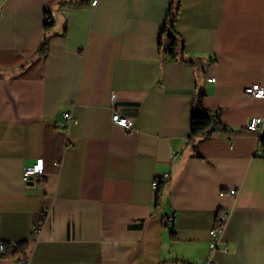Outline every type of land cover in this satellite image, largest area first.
Instances as JSON below:
<instances>
[{"label":"crops","instance_id":"obj_1","mask_svg":"<svg viewBox=\"0 0 264 264\" xmlns=\"http://www.w3.org/2000/svg\"><path fill=\"white\" fill-rule=\"evenodd\" d=\"M92 1L0 0V242L27 264H264V98L244 91L264 84V0H181L177 58L171 0ZM200 97L228 129L192 140Z\"/></svg>","mask_w":264,"mask_h":264},{"label":"built area","instance_id":"obj_2","mask_svg":"<svg viewBox=\"0 0 264 264\" xmlns=\"http://www.w3.org/2000/svg\"><path fill=\"white\" fill-rule=\"evenodd\" d=\"M99 0H93L92 5H96ZM51 21V17L49 15H46L45 22L49 23ZM170 48L169 44L166 45V52ZM208 81L215 82L216 77L211 76L208 77ZM245 93L252 96L256 99H263L264 98V84L261 83H254L251 84L244 89ZM64 122L61 124L62 128L64 129L66 137L69 135V130L73 123L75 122V119L71 112H66L64 114ZM112 122L121 126L124 128L126 133L132 134L135 131V120L132 117L126 116L121 114V112L117 109V107L113 106V113H112ZM264 122V117H253L250 119V121L247 124V128L251 132H258L261 129V126ZM255 155L264 158V146H258L255 150ZM63 162V156H60L57 160H55L54 165L60 169ZM45 167H44V158L39 157L37 158V161L33 165L26 166L23 171V179L24 181H31V180H41L45 177ZM159 180H155L153 182L154 186H158ZM223 193V192H222ZM230 194L232 196H235L237 194L236 189L230 190ZM49 209H46V213H49ZM228 215L223 214L220 216L218 222L211 228L210 235L211 240L209 242V246L212 250L217 249L220 246L221 240H222V231L224 228V225L226 223ZM40 227L36 226V235L39 231ZM0 249L3 253H5V243L0 242ZM18 264H26L23 259L18 260ZM205 264H217L216 261L210 260L206 262Z\"/></svg>","mask_w":264,"mask_h":264},{"label":"trees","instance_id":"obj_3","mask_svg":"<svg viewBox=\"0 0 264 264\" xmlns=\"http://www.w3.org/2000/svg\"><path fill=\"white\" fill-rule=\"evenodd\" d=\"M181 9V0H171L170 13L165 21L163 34L167 36L170 48L167 53L172 58H177L184 50V42L176 31L175 25ZM48 25V23H46ZM228 128L220 121V112H211L203 108L201 97L198 99V107H196L191 117V133L190 139L197 140L211 135L215 131H224ZM175 237V233H172ZM28 243L22 242L17 245L5 244V256L18 257L27 264Z\"/></svg>","mask_w":264,"mask_h":264}]
</instances>
